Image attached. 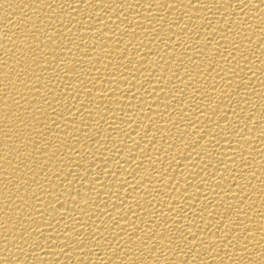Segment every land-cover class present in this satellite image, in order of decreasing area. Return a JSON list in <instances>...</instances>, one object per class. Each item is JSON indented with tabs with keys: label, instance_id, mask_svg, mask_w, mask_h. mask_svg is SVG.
<instances>
[{
	"label": "bare ground",
	"instance_id": "1",
	"mask_svg": "<svg viewBox=\"0 0 264 264\" xmlns=\"http://www.w3.org/2000/svg\"><path fill=\"white\" fill-rule=\"evenodd\" d=\"M0 264H264V0H0Z\"/></svg>",
	"mask_w": 264,
	"mask_h": 264
}]
</instances>
